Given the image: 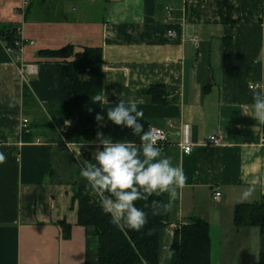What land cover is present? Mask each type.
Masks as SVG:
<instances>
[{
    "label": "crops",
    "instance_id": "1",
    "mask_svg": "<svg viewBox=\"0 0 264 264\" xmlns=\"http://www.w3.org/2000/svg\"><path fill=\"white\" fill-rule=\"evenodd\" d=\"M228 3L230 12L224 0H34L29 8L26 0H0V24L20 25L23 39L33 41L18 58L0 63V152L6 156L0 163V264H98L94 228L78 224L72 196L74 184L88 183L80 163H96L99 140L71 142L60 127L57 134L39 130L32 141L21 139L25 118L46 119L48 105L72 101L66 64L74 56L40 54L68 45L75 52L103 50L108 103L87 104L85 122L113 142L139 145L132 129L107 118L120 100H135L143 130L160 127L168 135L158 146L161 158L170 157L187 177L162 232L160 264H172L164 249L176 227L195 216L210 223L211 264H259L264 234L255 226L238 228L234 212L264 196L253 185L264 177V123L252 107L253 90L264 92V0ZM153 84L166 87L168 104L144 93ZM26 85L33 95L27 107ZM97 113L104 116L102 127ZM213 134L222 144L201 143ZM185 144L193 146L190 153ZM253 186L252 197L241 200ZM215 189L222 193L217 203ZM62 221L71 225L69 238Z\"/></svg>",
    "mask_w": 264,
    "mask_h": 264
},
{
    "label": "trees",
    "instance_id": "2",
    "mask_svg": "<svg viewBox=\"0 0 264 264\" xmlns=\"http://www.w3.org/2000/svg\"><path fill=\"white\" fill-rule=\"evenodd\" d=\"M32 1L34 0H29L28 8ZM224 2L230 12L231 6L228 0ZM20 30V25L0 24V63L11 61L19 52L18 43L22 37ZM8 48L13 49L15 55L8 53ZM40 54L45 57L66 59L74 56L75 59L67 61L66 64V75L73 92V99L67 103L48 105L47 118L32 120L28 130L22 131V141L28 142L37 138L39 130L57 134V127L63 128L66 122L75 118L77 122L62 131L64 138L71 142L97 141L99 130L85 122L84 113L87 104L92 102L91 97L102 95L103 92V50L99 47H85L83 51L75 52L74 46L68 45L59 50L42 51ZM144 93L151 96L155 103L170 102L168 91L162 84H153L146 88ZM32 96L26 85L24 87L26 107L27 101L30 97L33 98ZM62 145L66 148L64 141ZM86 185L85 182L73 185L72 206L77 207L78 224L94 228L92 240L97 251L98 264H160L162 232L169 225V212L153 215L151 202L158 200L168 203L169 195L153 194L147 200L136 201V207L147 213V223L137 231L113 224L111 216L102 211L100 203L91 194V189L89 194L85 193ZM234 222L238 228L258 227L264 234V196L259 201L238 204L234 212ZM60 224L64 229V237L69 238L71 225L66 221ZM171 248L175 250L171 258L172 264H211L210 223L204 218L195 216L190 222L177 226ZM259 264H264V254L261 255Z\"/></svg>",
    "mask_w": 264,
    "mask_h": 264
},
{
    "label": "clouds",
    "instance_id": "3",
    "mask_svg": "<svg viewBox=\"0 0 264 264\" xmlns=\"http://www.w3.org/2000/svg\"><path fill=\"white\" fill-rule=\"evenodd\" d=\"M93 103H108L106 96L94 95ZM254 118L264 123V92L253 90ZM92 111L91 108L88 109ZM144 113L138 110L137 102L131 100L126 105L120 100L117 106L110 107L107 118L117 126H124L133 130V134L140 138V144L132 141L113 142L105 138L102 133L97 134L102 150L97 148L91 161L80 163V176L87 180L85 193L98 198L101 209L111 216V222L120 228H129L139 231L147 223V213L136 207V201L147 200L155 194L169 195V202L162 203L152 200L153 215L168 213L172 208L178 188L186 186L187 177L182 168L173 166L170 157L161 158V149L157 146L159 135L151 127L143 130V125L138 123ZM95 120L99 126H104V116L97 113ZM143 133V134H141ZM80 156V153H79ZM142 157V158H141ZM6 161V156L0 152V163ZM259 184L264 189V177H258L253 185ZM254 186L243 191L241 200L252 197ZM109 193V196H105ZM148 205H146L147 207ZM167 258L171 259L175 250L171 245L165 247Z\"/></svg>",
    "mask_w": 264,
    "mask_h": 264
},
{
    "label": "built area",
    "instance_id": "4",
    "mask_svg": "<svg viewBox=\"0 0 264 264\" xmlns=\"http://www.w3.org/2000/svg\"><path fill=\"white\" fill-rule=\"evenodd\" d=\"M28 3H29V0H26V5ZM169 34L174 36L175 33H174V31H169ZM189 39L197 47L199 46L200 40H199L198 37L192 36ZM26 42L33 43V41H26V40L23 39V37H21V41L18 43V46L20 47L19 52L16 53L13 49L8 48L7 49L8 53L14 54V55L16 53V55L14 57L18 58V55L22 51V48H23V46H24V44ZM28 66H27V69H28ZM258 87H259L258 84L250 85V88H258ZM28 125H29V119L25 118L23 120V122H22V128H23L22 131H25V130L27 131L28 130ZM151 128L154 129L155 132L159 135L160 139L157 141V146H160V148L162 149L164 147V145L166 144L167 140H168V135H167L166 131L164 129L160 128V127H151ZM222 142H223V140L218 134H213V135L209 136L207 139H205L204 141H201L202 144H211V145H220V144H222ZM192 149H193V146L190 145V144L183 145V151L185 153H190L192 151ZM221 196H222V193L218 189H215L214 196H213L214 202L215 203L219 202Z\"/></svg>",
    "mask_w": 264,
    "mask_h": 264
},
{
    "label": "water",
    "instance_id": "5",
    "mask_svg": "<svg viewBox=\"0 0 264 264\" xmlns=\"http://www.w3.org/2000/svg\"><path fill=\"white\" fill-rule=\"evenodd\" d=\"M64 128H66V127H64ZM95 197V196H94ZM97 200H98V198L97 197H95Z\"/></svg>",
    "mask_w": 264,
    "mask_h": 264
},
{
    "label": "rangeland",
    "instance_id": "6",
    "mask_svg": "<svg viewBox=\"0 0 264 264\" xmlns=\"http://www.w3.org/2000/svg\"><path fill=\"white\" fill-rule=\"evenodd\" d=\"M62 128L60 127V131L62 132V130H61Z\"/></svg>",
    "mask_w": 264,
    "mask_h": 264
}]
</instances>
